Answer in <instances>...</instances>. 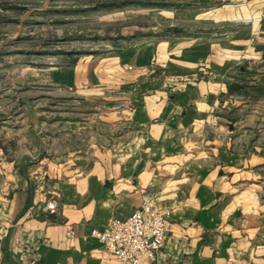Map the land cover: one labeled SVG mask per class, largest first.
<instances>
[{"label": "crops", "instance_id": "0c3cea01", "mask_svg": "<svg viewBox=\"0 0 264 264\" xmlns=\"http://www.w3.org/2000/svg\"><path fill=\"white\" fill-rule=\"evenodd\" d=\"M192 1L165 40L53 74L95 106L109 97L107 147L101 114L87 151L33 159L0 136V264H120L93 232L147 194L171 228L146 264H264V0Z\"/></svg>", "mask_w": 264, "mask_h": 264}, {"label": "rangeland", "instance_id": "374dc122", "mask_svg": "<svg viewBox=\"0 0 264 264\" xmlns=\"http://www.w3.org/2000/svg\"><path fill=\"white\" fill-rule=\"evenodd\" d=\"M195 7L192 0H0L1 138L17 137V153L33 159L87 151L94 114H101L107 147V124L115 119L108 96L95 106L92 95L63 90L53 74L114 54L122 44L165 40L175 26L189 23V16L174 13Z\"/></svg>", "mask_w": 264, "mask_h": 264}, {"label": "built area", "instance_id": "2783aa9c", "mask_svg": "<svg viewBox=\"0 0 264 264\" xmlns=\"http://www.w3.org/2000/svg\"><path fill=\"white\" fill-rule=\"evenodd\" d=\"M57 199L53 198L43 210L55 213L60 206ZM170 228L169 212L159 208L155 194H147L140 208L129 218L114 219L93 235L120 264H146L156 261L165 249Z\"/></svg>", "mask_w": 264, "mask_h": 264}, {"label": "water", "instance_id": "95a60500", "mask_svg": "<svg viewBox=\"0 0 264 264\" xmlns=\"http://www.w3.org/2000/svg\"><path fill=\"white\" fill-rule=\"evenodd\" d=\"M232 89H241V85H239V84H233L232 85Z\"/></svg>", "mask_w": 264, "mask_h": 264}]
</instances>
